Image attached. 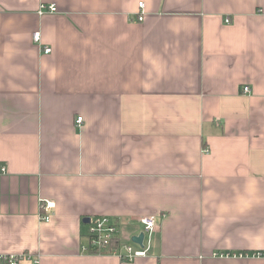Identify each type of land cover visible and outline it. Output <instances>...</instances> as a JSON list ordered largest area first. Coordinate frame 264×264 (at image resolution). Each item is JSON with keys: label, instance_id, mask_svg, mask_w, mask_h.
I'll use <instances>...</instances> for the list:
<instances>
[{"label": "crops", "instance_id": "0c3cea01", "mask_svg": "<svg viewBox=\"0 0 264 264\" xmlns=\"http://www.w3.org/2000/svg\"><path fill=\"white\" fill-rule=\"evenodd\" d=\"M96 215L121 245L154 216L149 255L85 252ZM263 250L264 0H0V264Z\"/></svg>", "mask_w": 264, "mask_h": 264}, {"label": "built area", "instance_id": "2783aa9c", "mask_svg": "<svg viewBox=\"0 0 264 264\" xmlns=\"http://www.w3.org/2000/svg\"><path fill=\"white\" fill-rule=\"evenodd\" d=\"M141 9L138 21L145 20V12L143 10L144 2L139 3ZM57 6L53 3H41L38 9L39 15H45L47 13L57 12ZM227 23L230 22V19L225 20ZM35 42H41V32L36 31L33 35ZM45 53H51V47L43 48ZM243 93H250L251 89L249 86L243 87ZM83 117L79 116L77 122H82ZM205 151L208 149L205 148ZM55 203L51 200H43L41 208L43 212L40 217L43 221H49L51 219V211L54 208ZM88 222V242L83 246V250L88 253L93 254H113L121 258L125 262H132L139 257H147L152 245V237L156 229V220L154 216H144L141 218V223L143 224L144 239L143 245L135 242L131 244H120L119 241V227L118 223L110 216L106 215H96L89 216ZM117 239V240H116ZM116 240V243L112 245L113 241ZM220 256H233V257H244L252 256L257 258H264V250L258 251L252 254H247L244 252L240 253H222ZM30 258L28 253L21 255L17 254H8L2 257L6 261V264H20L21 259ZM39 258L34 259V264H39Z\"/></svg>", "mask_w": 264, "mask_h": 264}, {"label": "water", "instance_id": "95a60500", "mask_svg": "<svg viewBox=\"0 0 264 264\" xmlns=\"http://www.w3.org/2000/svg\"><path fill=\"white\" fill-rule=\"evenodd\" d=\"M90 217L85 218L83 221L84 222H89ZM143 239H144V232L141 231L139 234L135 235L132 237V241L135 243H139L143 245Z\"/></svg>", "mask_w": 264, "mask_h": 264}, {"label": "trees", "instance_id": "16d2710c", "mask_svg": "<svg viewBox=\"0 0 264 264\" xmlns=\"http://www.w3.org/2000/svg\"><path fill=\"white\" fill-rule=\"evenodd\" d=\"M116 240H117V239H116ZM116 240L113 241V243H112L111 246H113V245L116 243ZM1 264H6V261H5L4 259H2V258H1Z\"/></svg>", "mask_w": 264, "mask_h": 264}]
</instances>
